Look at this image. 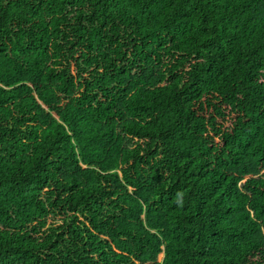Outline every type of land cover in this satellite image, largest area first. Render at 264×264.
I'll list each match as a JSON object with an SVG mask.
<instances>
[{"label": "trees", "instance_id": "16d2710c", "mask_svg": "<svg viewBox=\"0 0 264 264\" xmlns=\"http://www.w3.org/2000/svg\"><path fill=\"white\" fill-rule=\"evenodd\" d=\"M0 264H264V0H0Z\"/></svg>", "mask_w": 264, "mask_h": 264}]
</instances>
